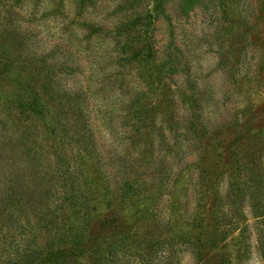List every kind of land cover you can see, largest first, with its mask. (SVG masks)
I'll use <instances>...</instances> for the list:
<instances>
[{
	"label": "rangeland",
	"instance_id": "1",
	"mask_svg": "<svg viewBox=\"0 0 264 264\" xmlns=\"http://www.w3.org/2000/svg\"><path fill=\"white\" fill-rule=\"evenodd\" d=\"M103 250L264 264V0H0V264Z\"/></svg>",
	"mask_w": 264,
	"mask_h": 264
},
{
	"label": "trees",
	"instance_id": "2",
	"mask_svg": "<svg viewBox=\"0 0 264 264\" xmlns=\"http://www.w3.org/2000/svg\"><path fill=\"white\" fill-rule=\"evenodd\" d=\"M95 25H96V23L95 22H93V21H90L89 22V26H90V29H89V31H91V35H92V33L94 32V29H95ZM148 25L150 26V23H148ZM147 25V26H148ZM22 35V34H21ZM20 35V33L19 32H16V33H13L12 32V34H10V36H9V38H10V40L11 41H13L15 44H19V43H23V36H21ZM133 50V49H132ZM40 50H38V52H39ZM132 53V52H131ZM136 53V52H135ZM134 53V54H135ZM139 53H141V51H139ZM133 54V53H132ZM150 55L152 56L153 55V52H152V50L150 49ZM149 55V53H148V56H150ZM70 68H72L70 65H68ZM87 66H92V68H93V64H91L90 63V65H87ZM48 70H51V71H54V72H57L58 71V67H56V62H55V59H52V60H48ZM173 69V68H172ZM58 74H61V71H59L58 72ZM60 88H62V86L60 85V82L58 81V77H57V75H55L54 73L53 74H47V76L44 78V82H43V84L41 85V91L45 94V95H47V96H49L51 99H53V100H55V98H54V94L57 92V90L58 91H60ZM62 92V91H61ZM78 97V98H77ZM75 99V105L74 104H71V105H69V106H67V102H65V103H59L58 104V106L61 108V110L63 111V113H62V116L65 118V120H66V125H70V126H73V127H71V128H76V127H78V126H80L81 125V127H88L89 128V125H88V123H87V116L84 114L85 112H83L82 110H81V108H80V106L78 105L79 103H80V99L82 98V97H79V96H77ZM71 130V129H70ZM73 139V138H72ZM79 140H81L82 141V137H77V141H79ZM80 141V142H81ZM71 142H73V140H71ZM84 144V143H83ZM60 174H63V173H60V172H58V175H56V174H54L53 175V179L54 180H56V181H58V179L60 178V179H62V176H60ZM64 175H66V177L67 178H72V173H70V174H67V173H65ZM15 183H14V185H13V188H12V190H11V193H13V195H14V197H15V195H17V189L15 190L14 188H15ZM128 189V188H127ZM126 189V190H127ZM126 190H123V194H122V198H126ZM48 193V190H46L45 191V194L46 195H48V196H52V195H50V194H47ZM49 193H51V191H49ZM71 197H73V198H76V199H78L79 200V198H81L80 196H78L74 191H72L71 192ZM70 198V197H69ZM74 206H75V204H74ZM81 242V239H79V238H75L74 239V242H73V244L72 245H77V244H79ZM175 246V244H174V241L172 240V239H164V240H162V241H157L156 243H155V247H157V248H163V247H169V248H171V247H174ZM109 248L110 249H112V247L111 246H109ZM38 250V249H37ZM113 251L115 252V250L113 249ZM161 251H163L162 249H161ZM108 252V251H107ZM107 252H105L104 250H103V252H102V254H101V257H99V259H98V264H106V263H111L113 260H114V258H113V255H112V253H111V250L109 251V254L107 255V254H105V253H107ZM71 254H73V252H71ZM115 254V253H114ZM33 256H35V258H38V252H36V253H34V255ZM54 262H56V261H58L59 260V258L58 257H56L55 255H54ZM17 264H19V263H17Z\"/></svg>",
	"mask_w": 264,
	"mask_h": 264
}]
</instances>
